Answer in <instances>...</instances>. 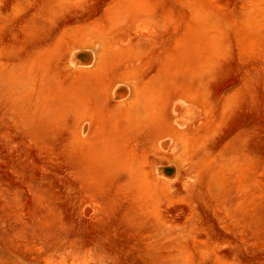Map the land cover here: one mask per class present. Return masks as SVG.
Listing matches in <instances>:
<instances>
[{"label": "rangeland", "instance_id": "374dc122", "mask_svg": "<svg viewBox=\"0 0 264 264\" xmlns=\"http://www.w3.org/2000/svg\"><path fill=\"white\" fill-rule=\"evenodd\" d=\"M0 264H264V0H0Z\"/></svg>", "mask_w": 264, "mask_h": 264}, {"label": "bare ground", "instance_id": "6f19581e", "mask_svg": "<svg viewBox=\"0 0 264 264\" xmlns=\"http://www.w3.org/2000/svg\"><path fill=\"white\" fill-rule=\"evenodd\" d=\"M140 25H141V24H140ZM136 27H137V26H136ZM139 28H140V27H139ZM147 31H148V30H147ZM147 31H145V32H147ZM134 32H136V31H134ZM132 34H134V33L132 32ZM141 34H142V33H141ZM144 34H145V33H144ZM146 34H148V33H146ZM139 36H140V35H139ZM149 37H150V36H149ZM129 38H130V37H129ZM129 38H128V39H129ZM142 38H143V37H142ZM133 39H134V38H133ZM129 82H130V81H129ZM130 84H131V83H130ZM130 84L128 83V85H130ZM131 85H132V84H131ZM132 87H133V86H132ZM130 88H131V87H130ZM186 113H187V112H186ZM186 113H185V114H186ZM191 113H192V112H191ZM186 116H188V115L186 114ZM193 116H194V115H193ZM182 117H183V116H182ZM183 118H184V117H183ZM188 118H189V117H186V118H184V120H185V121H188V120H189ZM181 119H182V118H181ZM184 120H183V121H184ZM189 121H191V120H189ZM183 123L186 124L187 122H183ZM187 124H188V123H187ZM185 126H186V125H185ZM170 135H171V134H170ZM171 136H172V135H171ZM167 138H169V137H167ZM171 139H172V138H171ZM174 139H175V138H173V140H174ZM175 140H176V139H175ZM161 142H162V141H161ZM164 143H165V142H164ZM167 143H168V141H167ZM160 144H161V143H160ZM171 149H172V148H171Z\"/></svg>", "mask_w": 264, "mask_h": 264}]
</instances>
